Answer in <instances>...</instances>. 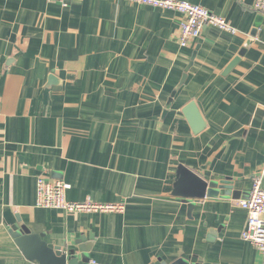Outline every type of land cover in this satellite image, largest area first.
<instances>
[{"label":"crops","instance_id":"1","mask_svg":"<svg viewBox=\"0 0 264 264\" xmlns=\"http://www.w3.org/2000/svg\"><path fill=\"white\" fill-rule=\"evenodd\" d=\"M182 1L238 33L206 26L182 48L176 12L0 0V264H36L15 244L20 228L85 248L91 264H263L239 202L264 171V12ZM181 165L209 184L205 198L174 195ZM39 177L69 184L70 202L124 210L39 208Z\"/></svg>","mask_w":264,"mask_h":264},{"label":"built area","instance_id":"2","mask_svg":"<svg viewBox=\"0 0 264 264\" xmlns=\"http://www.w3.org/2000/svg\"><path fill=\"white\" fill-rule=\"evenodd\" d=\"M64 2L65 0H60ZM138 5L176 12L182 16L179 30V45L182 48L200 37L206 26L236 35L238 31L227 21L209 10L182 0H126ZM257 12H264V0H255ZM70 185L62 180L39 177L37 181V207L62 210L68 214L122 212L123 206H104L92 202L73 203L67 199ZM239 206L247 212V221L242 240L252 244L260 252L264 264V171L253 180L248 200H241Z\"/></svg>","mask_w":264,"mask_h":264},{"label":"water","instance_id":"3","mask_svg":"<svg viewBox=\"0 0 264 264\" xmlns=\"http://www.w3.org/2000/svg\"><path fill=\"white\" fill-rule=\"evenodd\" d=\"M254 36V34H253ZM184 114L194 133L205 129V123L201 118L194 103L189 104ZM209 184L200 176L186 168L179 166L174 187V195L186 199H203L207 194ZM15 244L27 260L36 264H91L88 251L78 246L76 249L67 247H55L46 243L43 236L34 234L26 228L11 230Z\"/></svg>","mask_w":264,"mask_h":264}]
</instances>
